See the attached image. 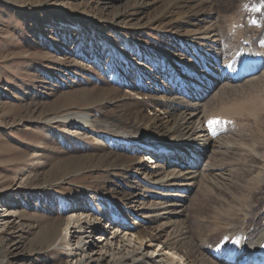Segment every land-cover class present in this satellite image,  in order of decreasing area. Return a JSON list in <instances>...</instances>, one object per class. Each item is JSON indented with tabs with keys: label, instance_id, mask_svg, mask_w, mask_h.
<instances>
[{
	"label": "rangeland",
	"instance_id": "obj_1",
	"mask_svg": "<svg viewBox=\"0 0 264 264\" xmlns=\"http://www.w3.org/2000/svg\"><path fill=\"white\" fill-rule=\"evenodd\" d=\"M176 2L0 0V204L15 210L0 228V264H71L59 237L74 200L123 183L106 176L103 165L143 160L141 153L44 120L86 107L101 118L136 110L153 115L156 108L162 114L150 101L154 94L130 91L110 77V70L119 69L127 80L154 87L128 66L133 57L145 56L161 70L168 67L165 52L175 62L188 57L186 64L195 67L204 57L222 74L243 66L245 48L264 59V0ZM197 23L219 42L202 46L193 37L199 44L191 52L193 45L188 49L179 39ZM261 67L258 75L218 84L217 94L207 98L203 114L217 148L212 162L226 176L209 180L206 192L196 187L192 197H200L191 203L186 224L167 228L164 235L188 226L182 240L188 247L232 250L243 230L264 227V61Z\"/></svg>",
	"mask_w": 264,
	"mask_h": 264
},
{
	"label": "bare ground",
	"instance_id": "obj_2",
	"mask_svg": "<svg viewBox=\"0 0 264 264\" xmlns=\"http://www.w3.org/2000/svg\"><path fill=\"white\" fill-rule=\"evenodd\" d=\"M188 1L177 0L176 5ZM199 24L197 28L189 29L188 37L179 39L181 46L189 49L193 45L191 52L199 44L193 37L199 39L202 46L219 42L215 34H210L208 27L202 29ZM78 30L82 31V28ZM99 33L107 35L108 30L101 29ZM108 48L112 51V45L109 44ZM241 49L243 51V47ZM244 50L243 68L225 73L222 71L224 74L218 72V68L208 66L204 57L200 67H195L192 63L186 64L184 60L188 57H180L175 62L165 52L161 57L167 61L168 67L163 70L161 67L153 68L155 62L149 59L153 63L150 64L145 56L129 59L131 70L145 77V80L149 79L154 87L144 84V80L131 82L126 79L127 75L122 76L119 69H109L110 77L128 90L154 94L150 101L153 107L162 110V114L154 108L153 115L136 110L131 114H110L101 118L91 107H86L67 110L44 120L47 124L62 123L59 125H64L68 130L74 129V132L90 133L95 139L110 142L123 152L141 153L143 157L136 163H123V167H118L115 162L102 164L106 176L110 175V178L123 183L114 187L112 192L106 193V189L96 188L89 190L81 199L74 200L59 237V241L65 244L63 246L71 264H256L258 259H264L263 226L243 230L232 250H222L219 246L215 248L212 244L208 250L199 245L186 246L182 241L187 240L185 237L190 233L186 225V229L184 227L164 235L167 228L178 222L184 223L189 216L191 203L200 197H192L196 187L206 192L209 180L224 178L225 170L212 162V155L217 151L216 141L203 113L205 104H208L207 98L218 92V84L220 88L231 80H243L260 72L264 59L261 63H253L247 58L257 56L258 51ZM162 158L166 159L164 163L160 162ZM33 160L40 158L34 156ZM128 170H133L134 174H126ZM24 176H21L20 185ZM197 193L196 190L194 196ZM18 195H10L12 202ZM4 206L6 203L0 204V228L9 223V217L15 212L13 206ZM122 208L126 209L127 215L123 214ZM156 221L163 222L149 231V225ZM85 224L88 232H83L85 236L82 237Z\"/></svg>",
	"mask_w": 264,
	"mask_h": 264
}]
</instances>
